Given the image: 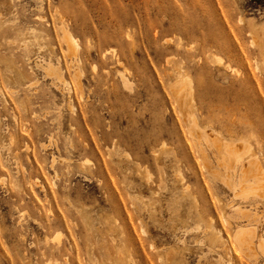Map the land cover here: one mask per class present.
Listing matches in <instances>:
<instances>
[{
  "label": "rangeland",
  "instance_id": "1",
  "mask_svg": "<svg viewBox=\"0 0 264 264\" xmlns=\"http://www.w3.org/2000/svg\"><path fill=\"white\" fill-rule=\"evenodd\" d=\"M242 166L264 0H0V264H264Z\"/></svg>",
  "mask_w": 264,
  "mask_h": 264
},
{
  "label": "bare ground",
  "instance_id": "2",
  "mask_svg": "<svg viewBox=\"0 0 264 264\" xmlns=\"http://www.w3.org/2000/svg\"><path fill=\"white\" fill-rule=\"evenodd\" d=\"M66 44H67V46H68V48H69V51L71 52V53H73V54H76V52H77V49H78V46H77V44H76V41L71 37V36H68V35H66ZM64 41V40H63ZM216 61H218L219 62V59L218 58H216ZM181 90V89H180ZM239 144H240V142H239ZM236 145V144H235ZM213 146V145H212ZM240 146H242V145H240ZM232 148V147H231ZM242 148H243V146H242ZM235 149V148H234ZM241 149V148H240ZM211 150H212V148H211ZM232 151H235V152H233V155L234 154H238L237 153V149L236 150H232ZM232 151H231V153H232ZM240 151V150H239ZM238 151V152H239ZM213 152V151H212ZM211 152V153H212ZM217 152L219 153V151L217 150ZM247 152V151H246ZM223 153V152H222ZM222 153H219V154H222ZM212 154H214V153H212ZM224 154V153H223ZM222 154V155H223ZM242 154V153H241ZM245 154H247V153H245ZM229 155H232V154H229ZM220 157H222V156H220ZM235 159H237V158H235ZM236 162L237 161H234V159L232 160V158H229V159H227V158H225V157H222L221 159L219 158L218 159V161H217V165L218 166H220V167H222L223 169H225V171H227V173H228V171L231 169L232 170V165H234V163H235V165H237L236 164ZM234 167V166H233ZM250 170L247 168V167H245V166H242L241 167V170H240V177H241V180H239V183L237 184L239 187V190H241V193L243 192L245 195L247 194V195H249V192H250V194L252 195H254V194H256L257 196L259 195L260 197H263L264 198V182L261 180L262 178H263V175H262V177H258V176H252V175H250L251 174V172H249ZM248 178V179H247ZM249 179H251V180H249ZM245 180H247V181H245ZM234 186H236V185H234ZM246 188V189H245ZM244 190L247 192V193H245L244 192ZM235 193H237V192H235ZM242 193V194H243ZM245 195H244V197H245ZM234 196V195H233ZM237 236V235H236ZM240 236L241 237H246V234L245 233H242L241 232V234H240ZM238 238V237H237ZM248 243H250V242H248ZM257 247L258 248H260L263 252H264V243H263V241L262 240H259L258 239V241H257ZM250 250V249H249ZM246 256V255H245Z\"/></svg>",
  "mask_w": 264,
  "mask_h": 264
}]
</instances>
